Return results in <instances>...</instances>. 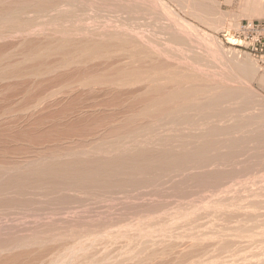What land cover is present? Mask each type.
I'll list each match as a JSON object with an SVG mask.
<instances>
[{
	"label": "rangeland",
	"instance_id": "obj_1",
	"mask_svg": "<svg viewBox=\"0 0 264 264\" xmlns=\"http://www.w3.org/2000/svg\"><path fill=\"white\" fill-rule=\"evenodd\" d=\"M0 1L2 4H0V14H2V16H0L2 17L0 21H3L4 25H7V27L11 26V21L8 20L7 24H5L3 15H6L4 17H8L9 15L8 18H10V14L11 16L16 15L19 18L21 17V20H19L18 17L16 20L21 21V23H23L22 20H24V22H32L34 18L33 8H35L36 11L37 7L43 6L40 3V1L42 2L43 0L38 1V4L36 3L37 0H34V2L32 0ZM47 1H43L46 7L52 5L50 9H53V6L54 9L57 8L55 12H59L58 15L56 14L59 20L56 18V15H53V17L55 16L54 18L52 17L51 14H55V12H52L47 18L48 22L47 19H43L46 23L39 27V29L41 28L40 32L43 30L42 33L39 32V34L34 32L29 35V37L26 35L23 38V35L17 34L15 36L13 35V38L9 37L8 39L4 38L0 40V73L5 72L4 74H11V72L15 70L16 72H12V74L16 73V75L24 76L21 77L22 79L20 78L16 81L19 87L10 88L11 90L6 91L8 94L4 92L8 96L4 95V93L2 95L5 98L0 95V97H2V99L0 98V257H8L13 253V255L16 254V256L20 255V261H15V264H20L22 262L23 264H89V262H91L90 264H96L97 261V264H100L101 261V264L105 262H108L107 264H140L143 261L142 264H264V214H262L264 213V83L259 81L264 75V56H262L263 53L261 52L254 53L250 52V50L233 47L229 40L230 37L237 32L242 22L263 20L264 6L261 5V8L260 5L256 3V0L253 3L252 0H51L52 2L50 3H47ZM61 2H63V4L66 3V5L69 3L70 5L68 4L64 7ZM198 2L200 5L206 6L207 8L203 6L197 7ZM23 3L24 5H22ZM254 3L262 9V13L260 12V14L255 15L251 12L252 10H250V7L253 4L254 8ZM15 4L17 6L19 4V7ZM60 4L62 7H60ZM8 7L9 9H7ZM20 8H22V10ZM129 8H131V10ZM18 9L21 12L15 11L13 13L14 10ZM23 9L26 10L24 11ZM29 9H32L30 10L31 12H29ZM132 9L135 10L133 11ZM59 10L63 11L60 12ZM64 10H67V13ZM24 12L26 13L24 14ZM68 13H70V15ZM29 14L32 16L30 17ZM23 15L27 17H23ZM60 15L65 16L60 19ZM55 19L60 22L55 21ZM71 19H73V21ZM19 21L18 23H20ZM39 21L41 22V20ZM39 21L36 22L40 23ZM1 22L0 26L6 28ZM48 23H50L49 25L52 23V26L50 27ZM63 23L64 25H62ZM58 24L61 25L59 26ZM67 26L70 27L68 28ZM122 26L124 30H121L123 29ZM126 27L129 28V31L126 30ZM71 28L73 30H71ZM116 28L120 29L122 38L119 37V29L117 31ZM39 29L37 30L39 31ZM60 29L63 30V32L65 30L64 34ZM66 29L72 32L66 31ZM92 29H96L97 31L93 30V33ZM44 30L48 31L46 32L48 35L44 34ZM49 30L54 34L52 35V32L49 33ZM75 30H78L77 32L80 30V32L77 33ZM113 31L115 32L113 33ZM124 31H128L125 33L130 35L125 34ZM108 32H110L111 36L109 38L110 41H107L109 40L107 35L109 34ZM116 32H118L117 37L119 39L115 36ZM138 32H142V35H138ZM143 32L150 39H148ZM70 33H72V35ZM91 33L97 35H91ZM100 33H102V35ZM135 33L139 38H142L135 39L137 36L133 38ZM43 34L45 35L44 38ZM50 34L52 37L49 36ZM62 34L64 36L67 35L69 39ZM123 34L128 38L132 36L129 40H133L132 42L136 43L134 44L135 46H130V48L132 47V49H134L135 47L136 49V46H140L139 48L141 49H136L134 52V50L132 51L128 47L130 44H128V49H126L124 46L127 44L124 43L128 38H124L125 36H123ZM171 34L183 39L185 43H191V47L187 43L185 46L178 47L168 44L167 50L165 49L166 47H159L160 42H162L161 39ZM59 35L61 37L63 36L62 39L66 42L63 40L59 42V39H61ZM102 36H105V38ZM47 37L48 40L50 39L49 41L44 40ZM115 37L117 39H115ZM51 38L53 39V44L55 42L57 43L55 46L49 44ZM57 38L58 40H56ZM22 39L25 40L23 45L21 42L24 40ZM66 39H68V43ZM71 39H73L72 41L76 44L74 43L73 45ZM111 39L114 40V43ZM121 39L126 40H123L122 42L124 43H122L120 41ZM147 39L149 43L144 41ZM76 40L81 42H77ZM85 40H88L90 44L91 42L95 43V41H98L100 44H97V42L96 44L93 43L97 47L98 45L99 47L103 46L106 42H112L113 44L111 43L110 52L105 54L106 56H96L99 58L94 59L92 57L94 51L91 52L88 50L91 55V57H89L90 55L86 50L83 51L80 49L83 52L78 50L79 48L77 45L79 46L80 44L81 46L88 43V41ZM116 40H118L121 45L116 43ZM61 41L63 42L61 43ZM102 41H104V43ZM29 42H31V45ZM36 42H38V44H36ZM45 42H47L49 48L45 47ZM82 42L83 44H81ZM66 44H71V47H65L64 45ZM147 44L148 46H146ZM34 45H36L35 47L38 46L37 49L41 48L43 45L40 51L37 49L35 50L41 53L45 48L50 50V47H53L55 50H45L47 51H44L46 55L42 53V56L37 57H45V59L34 58L35 61L33 62V60L29 58L28 61V57L25 54L29 53L31 49L34 48ZM39 45L41 46L39 47ZM75 45L76 47H74ZM22 46L23 48L26 47L27 50L23 49L26 53L20 50ZM113 46L116 47L114 48ZM121 46L125 50H119L118 48H121ZM28 47L30 51H28ZM142 47L143 49L146 48L143 53L147 51L150 56H139L142 53ZM189 47L191 48L190 51H192V47L196 49L193 48L195 51L190 53ZM116 49H118V51ZM127 50L130 52V55L132 53H134L132 55H138L134 57L128 56ZM137 50H140L141 53H136ZM156 50H158V53H156ZM160 50H164V52L167 53L163 54L159 52ZM51 51L52 55L50 54ZM77 52L81 54L77 55ZM85 52L87 54H84L86 55V59L82 55ZM121 52H125L126 55ZM57 53L68 55H65L66 58H64L65 56L63 54L60 56L61 54L59 55ZM22 54H24V56ZM191 54L194 56H190ZM71 55H73V57L75 56V59L72 57L73 60L77 59L80 61L81 65L76 60V64H71L72 66L70 65L58 69V71H54L52 74L49 72V74H45L47 70L51 69L50 67H52V65L58 62H72V58L69 57L70 60L67 59L68 56ZM234 55H237L236 58L239 60L242 61L243 59H247L254 65L256 70L254 78L251 80H243L239 77L240 75L237 69L228 61L235 57ZM24 57L27 58L24 59ZM78 57L84 60L78 59ZM195 61H197V63ZM13 66L19 67L14 68ZM47 67L48 69H45ZM38 69L42 75H44L43 78L42 75L36 78L35 75L34 77L31 76L32 73H36ZM170 69H172V72H174V70L177 72L179 71L186 76H184V74H179V72L178 74L177 72L176 74L175 72L172 74V72L169 71ZM8 71L11 72L9 73ZM128 73L130 74V78L133 76L135 77L133 78V82L135 83L130 81ZM133 73L136 75H133ZM143 74L145 78H142ZM168 74L172 76L170 75L168 77ZM58 76L62 77L54 81ZM189 76L193 77L195 81L189 80V78L186 80ZM94 77L95 79L98 78L103 81L107 80L108 83L117 82L121 80V77L122 79L126 77L127 79L125 80H129L131 84L129 85L128 82L122 85L117 82V86L109 84L107 88L111 90V93L108 95L101 92L97 94L90 93L88 89L81 91L80 88L76 87L79 82L94 79ZM52 79L53 83L51 82ZM137 81L140 82L138 83ZM4 82L5 83L0 82V85L8 84L10 81L6 80ZM14 82L15 81H11L10 83ZM68 84L75 85V89L73 88L72 90V88H70V91L68 89V93L65 96L61 95V97L57 98L55 103L46 102L39 106V108H33L31 111H27V113L22 112L27 108L26 106H28L25 104H29V102L40 97L49 89H58ZM199 85H201L200 87H202V90L204 89L201 93L197 92L201 90V88L198 87ZM153 87H156V89H153ZM203 87H207L208 89ZM16 88L18 89L17 91ZM99 88L103 89L104 87L101 88L100 86ZM99 88L95 87L94 89L97 90ZM157 88L160 89L157 91ZM196 88H199V90ZM21 89H26L27 91H21ZM112 89H116V91ZM213 89L214 91H219L221 94L219 92L217 94L221 96L215 94L216 92H214ZM228 89H230V91ZM238 89L243 93L245 92L246 95H244L247 99L249 98L248 103L246 102L248 101L245 99L246 97H241L242 99L239 98L240 100L238 99L237 101L236 98L231 100L225 99V101L220 100L222 103L218 101L220 97L225 95L224 92L229 91L226 93H231ZM71 90L74 93H69ZM220 90L225 91L221 92ZM9 91H12V95ZM191 91H193V93ZM23 92L25 93L24 95H22ZM180 92H185L187 95L182 94L180 97ZM187 92H189V94ZM207 92L210 93L207 94ZM215 95L217 96L216 98ZM22 96H25L24 99L21 98ZM211 97L214 98V102ZM215 99H217L216 102ZM242 100L245 104L242 103ZM239 104L240 107H251V111L245 107V112L242 111L243 113H241V111H239ZM192 112H194V114ZM261 112L263 113L261 114ZM254 116V119H257V121H254L252 118ZM211 131L215 132L212 133ZM208 132L210 133L208 134ZM257 137H259L258 141H256ZM121 138L123 139L122 141ZM245 139H247V141ZM190 142L194 144H190ZM95 153L96 155H94ZM160 157H163V160H161L162 158ZM177 158L178 160L180 159L179 163H176L178 162ZM165 159H168L167 161L169 162L167 163ZM160 160L163 162H160ZM95 161L100 162V164L97 162V165ZM91 162H93V164ZM51 167L52 170L59 175L61 174V178L60 176H56V179L53 175L49 177L47 173L45 176L44 171H46V169L50 170ZM155 168H157V170ZM62 170L63 172L61 173ZM99 170H105L106 173L102 174V171ZM153 170L156 171L153 172ZM42 171L44 173L43 176H41ZM38 174H40L41 178ZM96 174L99 177H96ZM100 174H102V176H100ZM74 175H76L77 178ZM92 175H95V177ZM88 176L89 178L90 176L92 177L90 178L92 180L89 179V183ZM64 179L67 180L68 183H64ZM85 179H87V182L84 181ZM70 180H72L71 183H69ZM141 180H143V182ZM70 184H73V187ZM69 185L71 187H69ZM90 185L91 188L89 187ZM95 187H98L97 189H102L95 190ZM103 187L106 188L104 189ZM252 201H255V203ZM247 202L252 203L248 205ZM239 203L241 205H239ZM247 206L248 210L246 209ZM137 207L141 209L139 210ZM56 209L59 210L57 211ZM254 209L258 210L256 211ZM246 212L248 214H246ZM255 212H258V214ZM223 214L225 215L224 218ZM242 214H244V216ZM245 215H247V217H245ZM110 216L111 218H109ZM103 217H105V219ZM243 217H245V220H243ZM255 220H258L257 223ZM228 221L230 227L227 224ZM103 228L104 230H102ZM35 231L36 233H34ZM192 231L196 233L193 234ZM250 231L252 232L250 233ZM180 232L183 234L181 233V235H179ZM200 233L202 235H200ZM236 236L240 237L236 238ZM241 237L243 239H241ZM4 242L6 244H4ZM195 248H197V250ZM224 248L227 249L225 250ZM133 251L136 254L131 253ZM41 252L45 253L43 254ZM60 253L62 254L60 255ZM115 253H118V256ZM161 253H163V255ZM151 254L154 255L156 260H154ZM167 254L170 255L168 256ZM44 256H47V258ZM28 257L31 260L28 259ZM52 258L55 261H53ZM55 258L58 260L56 261ZM33 259H35V261ZM37 259H39L38 262ZM90 259L92 261H90ZM119 259L122 260L120 261ZM28 260H30V262H26Z\"/></svg>",
	"mask_w": 264,
	"mask_h": 264
},
{
	"label": "bare ground",
	"instance_id": "obj_2",
	"mask_svg": "<svg viewBox=\"0 0 264 264\" xmlns=\"http://www.w3.org/2000/svg\"><path fill=\"white\" fill-rule=\"evenodd\" d=\"M4 1H5V0H4ZM32 1L34 2V0H32ZM38 1H40V0H37L36 3H37ZM43 1H45V0H43ZM43 1H42V2L40 1V3L43 5L42 7H37V8H36V11H35V8H33V9H34V13H33V14H34L35 16L33 15L34 18L32 17V18H33V21H32V22H24V20H22L23 23H21V21H19V20H21V19H20L21 17L19 18V17L16 16V15H12V16H11V14H10V18H8L9 15H8V17H4V16H6V15H3V19L5 20V24H7L8 20H9V21H11V23H10V22H9V23L11 24L12 27H11V26H8V27H7V25H4L3 21H2V22L0 21L1 23H3L4 27L6 26V28H2V26H0V40H1V39H4V38H7V39H8L9 37L11 38L13 35L15 36V35H17V34L23 35V36H22V38H23V37L26 36V35H28V37H29V35L33 34L34 32H35V33H39V32H40V29H41V28L39 29V27L42 26V25H44V23H46V21L44 22L43 19H47V18L50 16V13L55 12L56 9H57L56 7L59 6V5H57V6L55 7L56 9H54V6H53V9H50L52 5L50 4L51 6L46 7V6H45V3H44ZM46 1H47V0H46ZM74 1H75V0H74ZM82 1H83V0H82ZM0 2H1V1H0ZM25 2H26V1H25ZM50 2H52V1H51V0H50V1H47V3H50ZM54 2H55V1H54ZM57 2H58V1H57ZM59 2H60V1H59ZM66 2H67V1H66ZM84 2H85V1H84ZM253 2H255V0H254V1L252 0V3H253ZM15 3H16V2H15ZM36 3H35V4H36ZM61 3H62V5H64V7L67 6V5L69 4V3H67V5H66V3H64V4H63V2H61ZM80 3H81V2H80ZM80 3H79V4H80ZM248 3H249V2H248ZM256 3H257L258 5H260L261 8H262L261 5L264 6V0H258V2H257V0H256ZM256 3H254V4H255L254 8H253V4H252L251 7H250L251 9L248 7L250 10H252L251 12H253L255 15H256V14H260V12H261V10H262L260 7L257 6ZM0 4H1V3H0ZM31 4L33 5L32 2H31ZM37 4H38V3H37ZM41 4H39V5H41ZM53 4H54V3H53ZM58 4H59V3H58ZM74 4H76V3H74ZM203 4H204V3H203ZM244 4H246V3H244ZM250 4H251V3H250ZM1 5H2V4H1ZM6 5H7V4H6ZM15 5H16V4H15ZM22 5H24V3H23ZM62 5L60 4V7H62ZM69 5H70V4H69ZM77 5H78V4H77ZM81 5H82V4H81ZM195 5H196V3H195ZM197 5H198L197 7H199V6L202 7V6H203V5H200L199 2H198ZM3 6H4V5H3ZM16 6H17V5H16ZM72 6H73V4H72ZM79 6H80V5H79ZM13 7H14V6H13ZM17 7H19V4H18ZM21 7H22V6H21ZM34 7H35V6H34ZM133 7H134V6H133ZM203 7L207 8L206 6H203ZM246 7H247V6H246ZM3 8H4V7H3ZM131 8H132V7H131ZM131 8H129V9L131 10ZM136 8H137V7H136ZM193 8H195V7H193ZM210 8H211V7H210ZM7 9H9V7H8ZM13 9H14V8H13ZM20 9L22 10V8H20ZM63 9H65V8H63ZM68 9H70V8H68ZM74 9H75V8H74ZM140 9H141V8H140ZM208 9H209V8H208ZM208 9H207V10H208ZM249 9H246V10H249ZM263 9H264V7H263ZM4 10H5V9H4ZM23 10H24V9H23ZM25 10H26V9H25ZM25 10H24V11H25ZM30 10H32V9H29V12H31ZM132 10H133V9H132ZM134 10H135V9H134ZM134 10H133V11H134ZM259 10H260V11H259ZM2 11H3V10H2ZM8 11H9V10H8ZM15 11H17V12H21V11L18 9V10H14L13 13H14ZM59 11H60V10H59ZM62 11H63V10H61L60 12H62ZM64 11H65V10H64ZM66 11H67V10H66ZM66 11H65V12H66ZM74 11H75V10H74ZM138 11H139V10H138ZM209 11H210V10H209ZM17 12H16V13H17ZM2 13H3V12H2ZM22 13H23V12H22ZM25 13H26V12H24V14H25ZM58 13H59V12H55V14H51V15H52V17H53V15H56V14L58 15ZM66 13H67V12H66ZM209 13H210V12H209ZM261 13H262V12H261ZM3 14H4V13H3ZM7 14H8V13H7ZM31 14H32V13H31ZM60 14H61V13H60ZM62 14H63V13H62ZM68 14L70 15V13H68ZM26 15H27V14H26ZM26 15H23V17H24V16L27 17ZM29 15H30V14H29ZM57 15H56V18H57ZM76 15H77V14H76ZM250 15H251V14H250ZM0 16H2V14H0ZM31 16H32V15H30V17H31ZM64 16H65V15H64ZM64 16H61V15H60L59 18L61 19V17H64ZM252 16H253V15H252ZM17 17H18V19H19L18 21H19L20 23H18V21H16V20H17ZM54 17H55V16H54ZM54 17H53V18H54ZM72 17H73V16H72ZM0 18L2 19V17H0ZM53 18H52V19H53ZM67 18H68V17H67ZM70 18H71V16H70ZM22 19H23V18H22ZM25 19H26V18H25ZM29 19L32 20L31 18H29ZM49 19H50V18H49ZM57 19H58V18H57ZM57 19H55V21H58V20H59V19H58V20H57ZM63 19H65V18H63ZM68 19H69V18H68ZM39 20H41V22H40ZM69 20H70V19H69ZM69 20H68V21H69ZM71 20L73 21V19H71ZM27 21H29V20H27ZM36 21H39L40 23H37ZM42 21H43V22H42ZM64 21H66V20H64ZM47 22H48V19H47ZM58 22H60V21H58ZM61 22H62V20H61ZM55 23H56V22H55ZM64 23H65V22H64ZM64 23H63L62 25H64ZM49 24H50V23H48V25H49ZM53 24H54V23H53ZM0 25H1V24H0ZM48 25H47V26H48ZM58 25H59V24H58ZM58 25H57V26H58ZM60 25H61V24H60ZM60 25H59V26H60ZM67 25H68V24H67ZM71 25H72V24H71ZM49 26L51 27V26H52V23H51V25H49ZM54 26H55V24H54ZM118 26H119V25H118ZM62 27H63V26H62ZM62 27H61V28H62ZM67 27H68V26H67ZM69 27H70V26H69ZM69 27H68V28H69ZM77 27H78V26H77ZM53 28H54V27H53ZM55 28H57V27H55ZM73 28L76 29L75 27H73ZM122 28H123V26H122ZM126 28H127L126 30L129 29L128 27H126ZM37 29H39V31H38ZM96 29H97V28H96ZM96 29H95V30H96ZM116 29H117V28H116ZM118 29H119V28H118ZM118 29H117V31H118ZM130 29H132V28H130ZM60 30H61V29H60ZM67 30H68V29H66V31H67ZM71 30H73V29L71 28ZM71 30H68V31H71ZM81 30H82V29H81ZM93 30H94V29H92V31H93ZM95 30H94V31H95ZM121 30H124V28L121 29ZM132 30H133V29H132ZM139 30H140V29H139ZM36 31H38V32H36ZM41 31L43 32V30H41ZM61 31L63 32V30H61ZM75 31L77 32L78 30H75ZM94 31H93V33H94ZM96 31H97V30H96ZM98 31H99V30H98ZM104 31H105V30H104ZM128 31H129V30H128ZM128 31H124V33H125V32H128ZM137 31H138V30H137ZM140 31H141V30H140ZM42 32H40V33H42ZM44 32H45L44 34L48 35V34L46 33V32H48V31H45V30H44ZM51 32H52V31L49 30V33H51ZM64 32H65V30H64ZM64 32H63V34H64ZM71 32H72V31H71ZM76 32H74V33L77 34V33L80 32V30H79V32H77V33H76ZM106 32H107V31H106ZM111 32H112V31H111ZM114 32H115V31H113V33H114ZM131 32H132V31L130 30V33H131ZM134 32H135V31H134ZM40 33H39V34H40ZM56 33H57V31H56ZM67 33H68V32H67ZM67 33H66V34H67ZM84 33H85V32H84ZM93 33H91V35H92ZM108 33H109V34H107V33H106V34L108 35V39H109L111 36H110V32H108ZM117 33H118V32H116V34H115L116 37H117ZM39 34H37V35H39ZM44 34H43V35H44ZM53 34H54V33L52 32V35H53ZM59 34H60V32H59ZM63 34H62V35H63ZM70 34L72 35V33H70ZM82 34H83V33H82ZM100 34L102 35V33H100ZM120 34H121V32H120V29H119V37L122 38V36H121ZM125 34H128V33H125ZM125 34H123V36H125L124 38L127 37ZM131 34H132V33H131ZM137 34H138V35H140V34L142 35V32H138ZM137 34L135 33V34L133 35V38H134L135 36H137V38H135V39H140V38H142V37L139 38V36H138ZM143 34H144V32H143ZM35 35H36V34H35ZM52 35L50 34L49 36L52 37ZM60 35H61V34H60ZM60 35H59V36H60ZM67 35H68V34H67ZM67 35H65V36H66V38L69 39V37H67ZM71 35H69V36L72 37ZM85 35H86V34H85ZM93 35H95V34H93ZM96 35H97V34H96ZM96 35H95V36H96ZM104 35H105V32H104ZM113 35H114V34H113ZM113 35H112V37H113ZM128 35H130V34H128ZM141 35H140V36H141ZM144 35L146 36V34H144ZM144 35H143V36H144ZM156 35H157V34H156ZM14 36H13V37H14ZM39 36H40V35H39ZM49 36H48V37H49ZM56 36H57V35H56ZM63 36H64V35H63ZM63 36H62V37H63ZM65 36H64V37H65ZM76 36H77V35H76ZM81 36H82V35H81ZM13 37H12V38H13ZM19 37H21V36H19ZM44 37H45V35L43 36V38H44ZM48 37L45 38L44 40H48ZM62 37L60 36L61 39H59V42H60V40L65 41L64 39H62ZM77 37H78V36H77ZM102 37L105 38V36H102ZM116 37H115V39L118 38V37H117V38H116ZM130 37H132V36H130ZM130 37H129V38H130ZM146 37H147V36H146ZM146 37H145V38H146ZM32 38H33V37H32ZM127 38H128V37H127ZM127 38H126V39H127ZM129 38L127 39V41H126L125 43L122 42V41H123V40H126V39H123V40L121 39V40H120L122 43L127 44L126 46H124L126 49H128V48H127L128 44H130V45L128 46L129 48H130V46L133 47V46H135L134 44H136L135 42H134V43L132 42L133 40H132V41L129 40ZM133 38H131V39H133ZM145 38H144V39H145ZM147 38H148V37H147ZM24 39H25V38H24ZM24 39H22V40H24ZM26 39H27V38H26ZM68 39H66V40H67V43H68ZM106 39H107V38H106ZM118 39H119V38H118ZM135 39H134V40H135ZM148 39H150V38H148ZM148 39H147V40H144V41H145L146 43H149V42H147V41H149ZM16 40H17V39H16ZM27 40H28V39H27ZM49 40H50V39H49ZM49 40H48V41H49ZM52 40H53V39L51 38V41H52ZM54 40H55V39H54ZM56 40H58V38H57ZM72 40H73V39H71V42H72L73 45H74L75 42L72 41ZM88 40H89V39H88ZM88 40H85V41H88ZM111 40H113V39H111ZM128 40H129V41H128ZM141 40H142V39H141ZM151 40H152V39H151ZM153 40H154V39H153ZM229 40L232 41L231 38H230ZM42 41H43V40H42ZM51 41H50V43L48 42L50 45L53 44V41H52V43H51ZM63 41H61V43H62ZM69 41H70V40H69ZM76 41H77V40H76ZM83 41H84V40H83ZM90 41H92V40H90ZM93 41H94V40H93ZM107 41H110V39L107 40ZM142 41H143V40H142ZM161 41H162V42L159 41V42H160L159 47H160V46H161L162 48H165V47H166V48H165L166 50H167V46H168V44H170V45H174V46H177V47H178V46H185V44L187 43V44L191 47V43H188V42L185 43V41H184L183 39H181V38H179L178 36L173 35V34L169 35V36L166 37V38L161 39ZM24 42H25V40H24L23 42H21L22 45L24 44ZM38 42H39V41H38ZM38 42H36V44H38ZM54 42H55V41H54ZM65 42H66V41H65ZM77 42H81V41H77ZM96 42H97V44H100V43H98V41H95V43H94V42H93V43L96 44ZM102 42L104 43V41H102ZM115 42L121 45V43L118 42V40H116ZM136 42H137V40H136ZM152 42H153V41H152ZM155 42H156V41H155ZM157 42H158V41H157ZM21 43H20V44H21ZM32 43L35 44L34 42H32ZM43 43H44V42H43ZM43 43H42V44H43ZM45 43H46V46H45V45H44V46H45L46 48H49V47L47 46V42H45ZM61 43H60V44H61ZM85 43H86V42H85ZM93 43L91 42V44H90L89 41H88V43L83 44V42H82L81 44H83V45H81V46H80V44L78 43V44H79V46L77 45V47L79 48L78 50H79L80 52H81L82 50H83V51L86 50V52H88V53H89L88 50H90L91 52L94 51L92 57H93L94 59H95V58L97 59V58H99V57H96V56H104L105 54H108V53L110 52V49H111L112 44L114 43V40H113V43H112V42H106V43H104L103 46H100V47H99V45H98V47H97V46L94 45ZM111 43H112V44H111ZM116 43H115V44H116ZM141 43H144V42H141ZM29 44L31 45V42H29ZM56 44H57V43L55 42L53 45L55 46ZM75 44H76V43H75ZM118 44H117V45H118ZM124 44H123V45H124ZM154 44H155V43H154ZM158 44H159V43H158ZM187 44H186V45H187ZM30 45H28V46H30ZM50 45H49V46H50ZM53 45H52V46H53ZM61 45H62V44H61ZM101 45H102V43H101ZM139 45H140V44H139ZM141 45H142V44H141ZM25 46H26V44H25ZM35 46H36V45H34V48H32V47H33V45H32V47H31V48H32L31 51H30V48L28 47V48H29L28 51H30V52L27 53V54H25L28 58H27V57H24V59L27 58V60H28V59L30 58V60L32 59L33 62H34L35 59H36L37 57L42 56V53L47 52V51H45V50H49V49H46V48L44 47L45 50H44V49H43V50H44L45 52L42 50L43 52L41 53V52H38V51H40V49H42L43 45H42V46L39 45V47L41 46V48H39V49H37L38 46H37V47H35ZM64 46H65V47H66V46H69V48H70V47H71V44H69V45L66 44V45H64ZM146 46H148V44H147ZM151 46H152V44H151ZM18 47H21V46H18ZM58 47H59V44H58ZM58 47H56V48L59 49ZM65 47H63V48H65ZM74 47H76V45H75ZM113 47L115 48L116 46H113ZM117 47H119V46H117ZM132 47H131L130 49H131L132 51L134 50V52H135L136 49H141V48H139L140 46H139V47L136 46V49H135V47H134V49H132ZM190 47H189V52H190V53H191L192 51L194 52L196 48H195V47H192V51H190V49H191ZM63 48H62V49H63ZM72 48H73V47H72ZM153 48H154V47H153ZM157 48H158V47H157ZM193 48H195V49H193ZM18 49H19V48H18ZM23 49L27 50L26 47L23 48V46H22V49H20V50L24 52ZM36 49H37L38 51H35ZM51 49H54V50H55V48H53V47H50V50H51ZM57 49H56V50H57ZM76 49H77V48H76ZM80 49H82V50H80ZM118 49H119V50H122L123 48H122V46H121V48H118ZM118 49H116V50L118 51ZM159 49H161V48H159ZM165 49H164V50H165ZM169 49H170V48H169ZM16 50H17V49H16ZM50 50H49V51H50ZM54 50H53V52H54ZM59 50H60V49H59ZM65 50H66V49H65ZM65 50H64V51H65ZM69 50H71V49H69ZM123 50H125V49H123ZM144 50H146V48L143 49V47H142V50H141L142 53H141L140 50H139V51L137 50L136 53H139V52H140L141 54H140L139 56H147V57L150 56V54L147 53V51H146L145 53H143ZM164 50H160L159 52H161V53H163V54H164V53H167V52H164ZM28 51H27V52H28ZM71 51H72V50H71ZM76 51H77V50H76ZM79 51H78V52H79ZM83 51H82V52H83ZM112 51H113V50H112ZM114 51H115V50H114ZM117 51H116V52H117ZM157 51H158V50H156V53H158ZM168 51H171V50H168ZM55 52H59V51H55ZM67 52H68V50H67ZM72 52H73V51H72ZM78 52H77V53H78ZM86 52L82 54V55L84 56V58H85V56L87 55ZM127 52H128V50H127ZM24 53H26V52H24ZM70 53H71V52H70ZM121 53H122V52H121ZM129 53H130V52H128V56L130 55ZM170 53H171V52H170ZM233 53H234V52H233ZM50 54L52 55V51H51ZM57 54H59V53H57ZM60 54H61V53H60ZM60 54H59V55H60ZM62 54H63V53H62ZM62 54H61L60 56H62ZM71 54H72V53H71ZM79 54H81V53H78L77 55H79ZM84 54H86V55H84ZM122 54H125V55H126L125 52H123ZM132 54H134V53H132ZM132 54H131L130 56H133V57H134V56L138 55V54H136V55H132ZM22 55L24 56V54H22ZM45 55H46V53H45ZM47 55H48V54H47ZM51 55H49V56H51ZM63 55H64V56H65V55L67 56L68 54H63ZM82 55H81V57H82ZM89 55H90V53H89ZM120 55H121V54H120ZM151 55H152V54H151ZM158 55H159V54H158ZM171 55H172V54H171ZM171 55H168V56H171ZM5 56H7V55H5ZM13 56H14V55H13ZM66 56H65L64 58H66ZM94 56H95V57H94ZM105 56H106V55H105ZM166 56H167V55H166ZM190 56H194V55L191 54ZM234 56H235V57H233L232 59H230V60H228V61L230 62V64H231L233 67H235V68L237 69V72H238V74L240 75L239 77H241L243 80H251L252 78H254V76H255V71H256L255 68H254V65H253L249 60H247V59H246V60L243 59V60L241 61V60H239L238 58H236L237 55H234ZM69 57L72 58L73 55L68 56L67 59L70 60ZM74 57H75V56H74ZM74 57H73V58H74ZM79 57H80V56H79ZM79 57H78V59H81V58H79ZM87 57H88V56H87ZM89 57H91V55H90ZM151 57H152V56H151ZM176 57H177V56H176ZM34 58H35V59H34ZM43 58L45 59V57H43ZM43 58H37V59H43ZM73 58H72V62H69V61L67 62V61L64 60L65 62H58V63H56L55 65H52V67H50L51 69L47 70L45 74H47L48 72H49L50 74H52V72H54V71L56 72V71H58V69L65 68V67H67V66H70L71 64H73V65L76 64L75 61H76L77 59H76V60H73ZM168 58H169V57H168ZM171 58H172V57H171ZM177 58H179V57H177ZM191 58H192V57H191ZM3 59H4V58H3ZM74 59H75V58H74ZM85 59H86V58H85ZM87 59H89V58H87ZM173 59H174V58H173ZM192 59H193V58H192ZM19 60H20V59H19ZM62 60H63V59H62ZM81 60H84V59L82 58ZM179 60H180V59H179ZM188 60H190V59H188ZM193 60H194V59H193ZM3 61H4V60H3ZM28 61H29V60H28ZM28 61H27V63H28ZM36 61H37V60H36ZM40 61H41V60H40ZM77 61H78V60H77ZM86 61H87V60H86ZM10 62H12V61H10ZM78 62L80 63V61H78ZM195 62L197 63V61H195ZM226 62H227V61H226ZM191 63H192V60H191ZM191 63H190V64H191ZM0 64H1V63H0ZM3 65H4V63H3ZM14 65H15V64H14ZM16 65H17V64H16ZM80 65H81V63H80ZM192 65H193V64H192ZM228 65H229V64H228ZM39 66H40V65H39ZM71 66H72V65H71ZM77 66H78V65H77ZM193 66H194V65H193ZM229 66H230V65H229ZM13 67H14V68H15V67L18 68L19 66H13ZM36 67H37V66H36ZM41 67H42V66H41ZM233 67H232V68H233ZM72 68H73V67H72ZM8 69H9V68H8ZM45 69H48V67L45 68ZM80 69H81V68H80ZM12 70H13V69H12ZM125 70H126V69H125ZM176 70H178V69H176ZM169 71L172 72V69H170ZM2 72H3V71H2ZM8 72H9V71H8ZM10 72H11V71H10ZM10 72H9V73H10ZM12 72H16V71L13 70ZM12 72H11V74H4L5 72L0 73V74H3V75H0V82H1V83H5L4 81H6V80H8V81H10V82H11V81H15L14 83H10V82H8V84H2V85H0V95H1L2 97H4V96L2 95L4 92L6 93L7 90H11L10 88H12V87H13V88H14V87H19V84L16 83V81H17L18 79H20L23 75H18V74L16 75V73H15V74H14V73L12 74ZM121 72H122V71H121ZM171 72H168V73H171ZM174 72H175V74H176L177 71L174 70ZM174 72H172V74H173ZM178 72H179V71H178ZM178 72H177V74H178ZM49 73H48V74H49ZM129 73H131V72H129ZM129 73H128V75H129L128 78H130V74H129ZM22 74H23V73H22ZM122 74H123V73H122ZM134 74H135V73H133V75H134ZM175 74H174V75H175ZM179 74H182V73L179 72ZM183 74H184V73H183ZM183 74H182V75H183ZM34 75H35V78H36V77H40V76L42 75V73H41V72L39 71V69H38V71H37L36 73L34 72V74L32 73L31 76L34 77ZM59 75H60V74H59ZM67 75H68V74H67ZM117 75H119V74H117ZM135 75H136V74H135ZM170 75H171V74H168V77H169ZM28 76H29V75H28ZM31 76H30V77H31ZM43 76H44V75H42V78H43ZM48 76H49V75H48ZM48 76H47V77H48ZM99 76H100V75H99ZM171 76H172V75H171ZM184 76H186V75L184 74ZM23 77H24V76H23ZM30 77H29V78H30ZM60 77H62V76H58L57 78H55V79L53 78V79H54V81H55V80H59ZM119 77H120V76H119ZM136 77H138V76H136ZM89 78H90V77H89ZM91 78H92V77H91ZM133 78H135V77L133 76L132 78H130V81H131L132 83H135V82H133ZM142 78H145L144 74H143ZM188 78H189V80L195 81V79H194L193 77H190V76H189V77L186 78V80H187ZM21 79H22V78H21ZM23 79H24V78H23ZM45 79H46V78H45ZM53 79H52V81H51L52 83H53ZM125 79H127V78L124 77V78L122 79V77H121V80H118L117 82H118L120 85H122V84H126L127 82L129 83V80L127 81V80H125ZM136 79H137V78H136ZM49 80H50V79H49ZM124 80H125V81H124ZM143 80H144V79H143ZM143 80H142V81H143ZM189 80H188V81H189ZM46 81H47V80H46ZM198 81H200V80H198ZM205 81H206V80H205ZM259 81H260L261 83H264V75L259 79ZM19 82H20V81H19ZM49 82H50V81H49ZM51 82H50V83H51ZM117 82H111V83H108L107 80H106V81H105V80L103 81V80H100V79H98V78L95 79V77H94V79H88V80H84V81L79 82V83L76 85V87H77V88H80L81 91H83L84 89H88V92H90V93H96V94H97L98 92H101V93H104L105 95H108L109 93H111V90L108 89L107 86H108L109 84H110V85H116V84H118ZM137 82H138V81H137ZM139 82H140V81H139ZM139 82H138V83H139ZM9 83H10V84H9ZM191 83H194V82H191ZM199 83H200V82H199ZM130 84H131V83H129V85H130ZM200 84H202V83H200ZM46 85H47V84H46ZM120 85H119V86H120ZM263 85H264V84H263ZM100 86H101V88L104 87L105 89H104V88H103V89H100V88H99ZM116 86H117V85H116ZM200 86H201V85H199L198 87H200ZM205 86H206V85H205ZM95 87H98L99 89L96 90V89H94ZM110 87H111V86H110ZM207 87H208V86H207ZM207 87H203V88H207ZM209 87H210V86H209ZM13 88H12V89H13ZM70 88H72V90H73V88L75 89V85L68 84L67 86H63V87L58 88V89H57V88L49 89V90L46 91L43 95L40 94V95H41L40 97L35 98V100L29 102V104H25V105H28V106H26L27 108L24 107L25 109H24L22 112H23V113H24V112L27 113V111L29 112V111H31V109H33V108H34V109L39 108V106H41L42 104H45L46 102H49V103H50V102H54V103H55V102L57 101V98L61 97V95L65 96V95L68 93L67 90L69 89V91H70ZM200 88H201V90H199V88H198V89L196 88L197 90H199V91H197L198 93H199V92L201 93V92L204 91V89L202 90V87H200ZM213 88H214V86H213ZM216 88H217V87H216ZM219 88H220V87H219ZM31 89H32V88H31ZM40 89H41V88H40ZM90 89H92V90H90ZM93 89H94V90H93ZM148 89H149V88H148ZM148 89H147V90H148ZM153 89H156V87H155V88L153 87ZM159 89H160V88H159ZM159 89L157 88V91H158ZM207 89H208V88H207ZM221 89H222V88H221ZM232 89H233V88H232ZM14 90H15V89H14ZM14 90H13V91H14ZM17 90H18V89L16 88V91H17ZM22 90H26V89H21V91H22ZM28 90H29V89H28ZM72 90H71V92H69V93H74ZM112 90H113V91H116V89H112ZM192 90H193V89H192ZM210 90H212V89H210ZM210 90H209V91H210ZM225 90H227V89H225ZM225 90H224V91H225ZM228 90L230 91V89H228ZM233 90H234V89H233ZM238 90H239V89H238ZM238 90H237V91H232L231 93H226V92H229V91L224 92V91L222 90V91L224 92L225 95L223 94L224 96L220 97V99L218 98V99H219L218 101H220V100L225 101V99H226V100H228V99L231 100V99H235V98H236V101H237L239 98H240V99L245 98V97H246V96H245V95H246L245 92L243 93V92H241L240 90H239V91H238ZM26 91H27V90H26ZM84 91H85V90H84ZM206 91H207V90H206ZM213 91H214V89H213ZM220 91H221V90H220ZM222 91H221V92H222ZM10 92H11V95H12V91H9V93H10ZM14 92H15V91H14ZM189 92H190V89H189ZM189 92H187V93L189 94ZM191 92L193 93V91H191ZM214 92H216L215 94H217L219 91H216V90H215ZM214 92H213V93H214ZM5 93H4V95L8 94V93H6V94H5ZM19 93H20V92H19ZM19 93H18V94H19ZM27 93H28V92H27ZM29 93H30V92H29ZM180 93H181V92H180ZM208 93H210V92H207V94H208ZM219 93H220V92H219ZM14 94H15V93H14ZM16 94H17V93H16ZM21 94H22V93H21ZM21 94H20V95H21ZM24 94H25V93L23 92L22 95H24ZM182 94L187 95V94L184 92V93H181V94H180V97H181ZM194 94H195V92H194ZM207 94H206V95H207ZM220 94H221V93H220ZM226 94H227V95H226ZM244 94H245V95H244ZM28 95H29V94H28ZM70 95H71V94H70ZM88 95H89V94H88ZM100 95H101V94H100ZM211 95H212V93H211ZM217 95H218V94H217ZM6 96H8V95H6ZM26 96H27V95H26ZM73 96H74V95H73ZM112 96H113V95H112ZM218 96H221V95H218ZM243 96H244V97H243ZM2 97H0V98L2 99ZM12 97H13V96H12ZM24 97H25V96H24ZM24 97L22 96L21 98L24 99ZM145 97H146V96H145ZM183 97H184V96H183ZM212 97H214V96H212ZM212 97H211V98H212ZM216 97H217V96L215 95V98H216ZM241 97H242V98H241ZM253 97H254V96H253ZM253 97H252V98H253ZM4 98H5V97H4ZM7 98H8V97H7ZM7 98H6V99H7ZM16 98H17V97H16ZM178 98H179V97H178ZM6 99H5V100H6ZM11 99H12V98H11ZM14 99H15V98H14ZM14 99H13V100H14ZM32 99H33V98H32ZM105 99H106V98H105ZM105 99H104V100H105ZM133 99H134V98H133ZM209 99H210V98H209ZM213 99H214V98H212V100H213ZM240 99H239V100H240ZM245 99H247V97H246ZM250 99H251V98H250ZM253 99H254V98H253ZM5 100H3V101H4V102L8 101V100H6V101H5ZM18 100H19V99H18ZM77 100H78V99H77ZM98 100H99V99H98ZM247 100H248V101H246V102L248 103V102H249V98H248ZM9 101H10V100H9ZM11 101H12V100H11ZM23 101H24V100H23ZM216 101H217V99H215V102H216ZM232 101H233V100H232ZM242 101H243V100H242ZM242 101H241V102H242ZM98 102H99V101H98ZM213 102H214V100H213ZM220 102H221V101H220ZM226 102H227V101H226ZM239 102H240V101H239ZM251 102H253V101H251ZM2 103H3V102H2ZM14 103H15V102H14ZM95 103H96V102H95ZM217 103H219V102H217ZM221 103H222V102H221ZM227 103H228V102H227ZM227 103H226V105H227ZM230 103H231V101H230ZM237 103H238V102H237ZM242 103H244V101H243ZM97 104H98V103H97ZM219 104H220V103H219ZM232 104H233V103H232ZM244 104H245V103H244ZM226 105H225V106H226ZM233 105H234V104H233ZM43 106H44V105H43ZM225 106H224V107H225ZM250 106H251V105H250ZM239 107H240V104H239ZM242 107H243V109H242ZM242 107H240V109H242V110L239 109V111H241V113L245 112L244 109H245L246 106H242ZM189 108H190V107H189ZM229 108H230V106H229ZM229 108H228V109H229ZM236 108H237V106H236ZM246 108H248L249 110L251 109V107L249 108V106H247ZM4 109H5V108H4ZM20 109H21V108H20ZM89 109H90V108H89ZM237 109H238V108H237ZM255 109H256V107H255ZM183 110H184V109H183ZM191 110H192V109H191ZM220 110H221V109H220ZM229 110H230V109H229ZM246 110H247V109H246ZM256 110H257V109H256ZM32 111H33V110H32ZM151 111H152V110H151ZM188 111H189V109H188ZM224 111H225V110H224ZM242 111H243V112H242ZM250 111H251V110H250ZM250 111H249V113H250ZM225 112H226V111H225ZM247 112H248V110H247ZM252 112H253V111H252ZM258 112H259V111H258ZM171 113H172V112H171ZM186 113H187V112H186ZM192 113L194 114V112H192ZM238 113H239V112H238ZM238 113H237V114H238ZM249 113H248V114H249ZM253 113H254V112H253ZM262 113H263V112H261V114H262ZM189 114H190V113H189ZM218 114H219V113H218ZM228 114H229V112H228ZM232 114H233V113H232ZM184 115H185V113H184ZM187 115H188V114H187ZM187 115H186V116H187ZM191 115H192V114H191ZM191 115H190V116H191ZM259 115H260V114H259ZM263 115H264V114H263ZM213 116H214V115H213ZM213 116H212V117H213ZM224 116H225V115H224ZM245 116H246V115H245ZM250 116H251V115H250ZM11 117H12V116H11ZM184 117H185V116H184ZM193 117H194V116H193ZM238 117H239V116H238ZM263 117H264V116H263ZM168 118H169V117H168ZM186 118H187V117H186ZM206 118H208V117H206ZM252 118L254 119L255 116L252 117ZM221 119H222V118H221ZM227 119H228V118H227ZM232 119H233V118H232ZM241 119H243V118H241ZM241 119H240V120H241ZM258 119H259V118H258ZM203 120H204V119H203ZM205 120H206V119H205ZM249 120H250V118H249ZM255 120L257 121V119H254V121H255ZM183 121H184V120H183ZM194 121H195V120H194ZM194 121H193V122H194ZM208 121H209V120H208ZM212 121H213V120H212ZM215 121H216V119H215ZM218 121H219V120H218ZM232 121H233V120H232ZM187 122H188V121H187ZM224 122H225V121H224ZM226 122H227V120H226ZM230 122H231V121H230ZM235 122H236V121H235ZM249 122H251V121H249ZM259 122H260V121H259ZM214 123H215V122H214ZM243 123H244V122H243ZM246 123H247V121H246ZM193 124H194V123H193ZM193 124H192V125H193ZM221 124H222V123H221ZM221 124H220V126H221ZM234 124H235V123H234ZM244 124H245V123H244ZM252 124H253V123H252ZM188 125H189V123H188ZM247 125H248V124H247ZM249 125H250V124H249ZM257 125H258V124H257ZM263 125H264V124H263ZM168 126H169V125H168ZM182 126H184V125H182ZM186 126H187V125H186ZM186 126H185V127H186ZM210 126H211V125H210ZM216 126H217V125H216ZM234 126H235V125H234ZM185 127H184V128H185ZM195 127H196V126H195ZM237 127H238V124H237ZM249 127H250V126H249ZM249 127H248V128H249ZM198 128H199V127H198ZM205 128H206V127H205ZM218 128H219V127H218ZM191 129H192V127H191ZM207 129H208V128H207ZM220 129H221V128H220ZM220 129H219V130H220ZM225 129H226V128H225ZM235 129H236V128H235ZM241 129H242V128H241ZM143 130H144V129H143ZM148 130H149V129H148ZM194 130H195V129H194ZM223 130H224V129H223ZM233 130H234V129H233ZM145 131H146V130H145ZM182 131H183V130H182ZM206 131H207V130H206ZM217 131H218V130H217ZM257 131H258V130H257ZM260 131H261V130H260ZM262 131H263V130H262ZM141 132H142V131H141ZM199 132H200V131H199ZM211 132H212V131H211ZM213 132H215V131H213ZM213 132H212V133H213ZM220 132H221V131H220ZM234 132H235V131H234ZM234 132H233V133H234ZM249 132H250V131H249ZM253 132H254V131H253ZM145 133H146V132H145ZM209 133H210V132H208V134H209ZM224 133H225V131H224ZM227 133H228V132H227ZM237 133H238V132H237ZM239 133H240V132H239ZM261 133H262V132H261ZM261 133H259V134H261ZM149 134H150V133H149ZM203 134H204V133H203ZM215 134H216V133H215ZM235 134H236V133H235ZM142 135H143V134H142ZM144 135H145V134H144ZM212 135H213V134H212ZM212 135H211V136H212ZM226 135H227V134H226ZM228 135H229V134H228ZM230 135H231V134H230ZM248 135H249V134H248ZM253 135H254V134H253ZM235 136H236V135H235ZM244 136H245V135H244ZM254 136H256V135H254ZM254 136H253V137H254ZM257 136H258V135H257ZM261 136H262V135H261ZM230 137H231V136H230ZM230 137H229V138H230ZM251 137H252V135H251ZM259 137H260V135H259ZM259 137L256 138V139H257L256 141H258ZM127 138H128V137H127ZM177 138H178V137H177ZM229 138H228V139H229ZM235 138H236V137H235ZM181 139H182V138H181ZM184 139H185V138H184ZM240 139H241V138H240ZM260 139H261V138H260ZM119 140H120V139H119ZM122 140H123V139L121 138V141H122ZM197 140H198V139H197ZM203 140H204V138H203ZM205 140H206V139H205ZM215 140H216V139H215ZM233 140H234V139H233ZM245 140L247 141V139H245ZM254 140H255V139H254ZM177 141H178V140H177ZM201 141H202V140H201ZM207 141H208V140H207ZM240 141H241V140H240ZM249 141H250V140H249ZM251 141H252V140H251ZM260 141H261V140H260ZM149 142H150V141H149ZM174 142H175V140H174ZM233 142H234V141H233ZM254 142H255V141H254ZM191 143H193V142H190V144H191ZM197 143H198V142H197ZM200 143H201V142H200ZM234 143H236V142H234ZM246 143H247V142H246ZM246 143H245V145H246ZM123 144H124V143H123ZM145 144H146V143H145ZM155 144H156V143H155ZM193 144H194V143H193ZM207 144H208V143H207ZM221 144H222V143H221ZM231 144H232V143H231ZM240 144H241V143H240ZM248 144H249V143H248ZM261 144H262V143H261ZM113 145H114V144H113ZM120 145H121V144H120ZM170 145H171V144H170ZM177 145H178V144H177ZM237 145H238V144H237ZM256 145H257V144H256ZM140 146H141V145H140ZM190 146H191V145H190ZM194 146H195V145H194ZM198 146H200V145H198ZM203 146H204V145H203ZM203 146H202V147H203ZM211 146H212V145H211ZM214 146H215V145H214ZM233 146H234V145H233ZM233 146H231V147H233ZM238 146H239V145H238ZM248 146H250V145H248ZM154 147H155V145H154ZM183 147H184V145H183ZM188 147H189V146H188ZM204 147H205V146H204ZM219 147H220V146H219ZM245 147H246V146H245ZM256 147H257V146H256ZM256 147H255V148H256ZM105 148H107V147H105ZM105 148H104V149H105ZM109 148H110V146H109ZM125 148H126V147H125ZM125 148H124V149H125ZM200 148H201V147H200ZM206 148H207V147H206ZM227 148H229V147H227ZM246 148H247V147H246ZM133 149H134V148H133ZM137 149H138V148H137ZM143 149H144V148H143ZM194 149H195V148H194ZM198 149H199V148H198ZM198 149H197V150H198ZM203 149H204V148H203ZM257 149H258V148H257ZM95 150H96V149H95ZM117 150H118V149H117ZM117 150H116V151H117ZM135 150H136V149H135ZM138 150H139V149H138ZM141 150H142V149H141ZM197 150H196V151H197ZM226 150H227V149H226ZM241 150H242V149H241ZM253 150H254V149H253ZM92 151H93V150H92ZM98 151H99V150H98ZM101 151H102V150H101ZM104 151H105V150H104ZM112 151H113V150H112ZM118 151H119V150H118ZM132 151H133V150H132ZM139 151H140V150H139ZM165 151H166V150H165ZM238 151H239V150H238ZM217 152H218V151H217ZM240 152H241V151H240ZM91 153H92V152H91ZM107 153H108V152H107ZM133 153H134V152H133ZM141 153H142V152H141ZM154 153H155V152H154ZM161 153H162V152H161ZM172 153H174V152H172ZM199 153H200V152H199ZM209 153H210V152H209ZM227 153H228V152H227ZM105 154H106V153H105ZM108 154H109V153H108ZM138 154H139V153H138ZM165 154H166V153H165ZM177 154H178V152H177ZM195 154H196V153H195ZM94 155H96V153H95ZM101 155H102V154H101ZM112 155H113V154H112ZM131 155H132V154H131ZM135 155H137V154H135ZM140 155H141V154H140ZM143 155H144V154H143ZM148 155H149V154H148ZM157 155H158V154H157ZM162 155H163V154H162ZM197 155H198V154H197ZM214 155H215V154H214ZM117 156H118V155H117ZM168 156H169V155H168ZM173 156H174V155H173ZM176 156H177V155H176ZM224 156H225V154H224ZM247 156H248V155H247ZM76 157H77V156H76ZM87 157H89V156H87ZM105 157H106V156H105ZM118 157H119V156H118ZM128 157H129V156H128ZM138 157H139V156H138ZM144 157H146V156H144ZM178 157H179V156H178ZM195 157H196V156H195ZM208 157H209V156H208ZM228 157H229V156H228ZM242 157H243V156H242ZM116 158H117V157H116ZM130 158H131V157H130ZM130 158H129V159H130ZM148 158H149V157H148ZM154 158H155V156H154ZM160 158H162L161 160H163V157H160ZM165 158H166V157H165ZM132 159H133V158H132ZM169 159H170V158H169ZM201 159H202V158H201ZM215 159H216V158H215ZM246 159H247V158H246ZM54 160H55V159H54ZM93 160H95V159H93ZM134 160H135V159H134ZM139 160H141V159H139ZM156 160H157V158H156ZM161 160H160V162H163V161H161ZM167 160H168V159H167ZM167 160L165 159V161L168 163L169 161H167ZM179 160H180V159H179ZM179 160H178V158H177V161H178V162H176V161H173V162L179 163ZM193 160H194V159H193ZM193 160H192V161H193ZM213 160H214V159H213ZM216 160H217V159H216ZM219 160H220V159H219ZM89 161H90V160H89ZM107 161H108V160H107ZM111 161H112V160H111ZM119 161H120V160H119ZM126 161H127V160H126ZM154 161H155V160H154ZM154 161H153V162H154ZM165 161H164V162H165ZM170 161H171V160H170ZM204 161H205V160H204ZM95 162H96V161H95ZM97 162H98V161H97ZM97 162H96V164H97ZM128 162H129V161H128ZM150 162H151V160H150ZM160 162H159V163H160ZM214 162H216V161H214ZM84 163H86V162H84ZM84 163H83V165H84ZM91 163L93 164V162H91ZM98 163L100 164V162H98ZM109 163H110V162H109ZM116 163H117V162H116ZM121 163H122V162H121ZM141 163H142V161H141ZM157 163H158V162H157ZM217 163H218V162H217ZM225 163H226V162H225ZM62 164H63V163H62ZM89 164H90V163H89ZM96 164H95V165H96ZM103 164H104V162H103ZM107 164H108V162H107ZM112 164H113V163H112ZM151 164H152V163H151ZM169 164H170V163H169ZM172 164H173V163H172ZM46 165H47V164H46ZM85 165H86V164H85ZM97 165H98V164H97ZM127 165H128V164H127ZM127 165H126V166H127ZM170 165H171V164H170ZM173 165H175V164H173ZM218 165H219V163H218ZM218 165H217V166H218ZM229 165H230V164H229ZM74 166H75V165H74ZM92 166H94V165H92ZM92 166H91V167H92ZM117 166H118V165H117ZM129 166H130V165H129ZM147 166H148V165H147ZM152 166H153V165H152ZM164 166H165V164H164ZM198 166H199V164H198ZM211 166H212V165H211ZM211 166H210V167H211ZM223 166H224V165H223ZM57 167H58V166H57ZM59 167H61V166H59ZM66 167H67V166H66ZM69 167H70V165H69ZM83 167H84V166H83ZM102 167H103V165H102ZM120 167H121V166H120ZM145 167H146V166H145ZM166 167H167V166H166ZM200 167H201V166H200ZM230 167H231V166H230ZM73 168H74V167H73ZM88 168H90V167H88ZM100 168H101V167H100ZM125 168H126V167H125ZM175 168H176V167H175ZM217 168H218V167H217ZM41 169H42V168H41ZM79 169H80V168H79ZM81 169H82V168H81ZM83 169H84V168H83ZM103 169H104V167H103ZM109 169H111V168H109ZM134 169H135V168H134ZM143 169H144V167H143ZM155 169L157 170V168H155ZM161 169H162V168H161ZM177 169H178V168H177ZM55 170H56V169H55ZM105 170H107V169H105ZM105 170H104V171L99 170V171H102V174H103V173H106ZM113 170H114V169H113ZM115 170H116V169H115ZM117 170H118V169H117ZM128 170H129V169H128ZM156 170H155V171H156ZM204 170H205V169H204ZM46 171H48V172H46ZM46 171H44V172H45V176H46V173H47V176H49V177H50V175H51V176L53 175L54 177H56V176H57V177L60 176V178H61V174L59 175L57 172H55L54 170H52V167H51L50 170H47V169H46ZM57 171H58V170H57ZM99 171H98V174H99ZM108 171H109V170H108ZM110 171H111V170H110ZM119 171H120V170H119ZM131 171H132V169H131ZM142 171H143V170H142ZM150 171H151V170H150ZM155 171L153 170V172H155ZM173 171H174V170H173ZM175 171H176V170H175ZM9 172H10V171H9ZM13 172H14V171H13ZM62 172H63V170L61 171V173H62ZM66 172H67V170H66ZM74 172H75V171H74ZM113 172H114V171H113ZM166 172H167V171H166ZM166 172H165V173H166ZM214 172H215V171H214ZM39 173H40V172H39ZM88 173H89V172H88ZM92 173H93V171H92ZM94 173H95V171H94ZM96 173H97V172H96ZM126 173H127V172H126ZM138 173H139V172H138ZM169 173H170V172H169ZM169 173H168V174H169ZM172 173H173V172H172ZM102 174H100V176H102ZM158 174H159V173H158ZM200 174H201V173H200ZM212 174H213V173H212ZM38 175H39V177H40V174H38ZM43 175H44V173H43V171H42V175H41V176H43ZM64 175H65V174H64ZM72 175H73V174H72ZM84 175L86 176L85 173H84ZM106 175H107V174H106ZM111 175H112V174H111ZM119 175H120V174H119ZM145 175H146V174H145ZM213 175H214V174H213ZM74 176L76 177V175H74ZM92 176L95 177V175H92ZM97 176H98V175L96 174V177H97ZM104 176H105V174H104ZM109 176H110V175H109ZM121 176H122V175H121ZM135 176H136V175H135ZM143 176H144V174H143ZM173 176H174V175H173ZM195 176H196V175H195ZM201 176H203V175H201ZM218 176H219V175H218ZM18 177H19V176H18ZM26 177H27V176H26ZM31 177H32V176H31ZM34 177H36V176H34ZM39 177H38V178H39ZM57 177H56V179H57ZM98 177H99V176H98ZM119 177H120V176H119ZM122 177H123V176H122ZM127 177H128V176H127ZM160 177H161V176H160ZM207 177H209V176H207ZM27 178H28V177H27ZM40 178H41V177H40ZM45 178H46V177H45ZM45 178H44V179H45ZM69 178H70V177H69ZM69 178H68V180H69ZM76 178H77V177H76ZM90 178H92V177L90 176ZM90 178H89V176H88V180H89ZM100 178H101V177H100ZM100 178H99V179H100ZM109 178H110V177H109ZM114 178H115V177H114ZM125 178H126V177H125ZM133 178H134V177H133ZM220 178H222V177H220ZM23 179H24V178H23ZM47 179H48V177H47ZM47 179H46V180H47ZM51 179H52V177H51ZM66 179H67V178H66ZM71 179H72V178H71ZM95 179H96V178H95ZM163 179H164V178H163ZM173 179H174V178H173ZM175 179H176V178H175ZM193 179H195V178H193ZM222 179H224V178H222ZM233 179H234V178H233ZM15 180H16V179H15ZM62 180H63V179H62ZM73 180H74V179H73ZM86 180H87V179H85L84 181H86ZM90 180H92V179H90ZM90 180L88 181V183L90 182ZM97 180H98V179H97ZM129 180H130V179H129ZM143 180H144V178H143ZM143 180H141V181L143 182ZM145 180H146V179H145ZM159 180H160V179H159ZM164 180H165V179H164ZM235 180H236V179H235ZM58 181H59V180H58ZM71 181H72V180H70L69 183H71ZM78 181H79V180H78ZM98 181H99V180H98ZM201 181H202V180H201ZM206 181H207V180H206ZM227 181H228V180H227ZM43 182H44V181H43ZM52 182H54V181H52ZM66 182H67V180L64 179V183H66ZM86 182H87V181H86ZM129 182H130V181H129ZM129 182H128V184H129ZM133 182H134V181H133ZM161 182H162V181H161ZM182 182H183V181H182ZM17 183H18V182H17ZM67 183H68V182H67ZM91 183H93V182H91ZM108 183H109V182H108ZM125 183H126V182H125ZM136 183H137V182H136ZM136 183H135V184H136ZM179 183H181V182H179ZM76 184H77V183H76ZM80 184H81V181H80ZM120 184H121V183H120ZM147 184H148V182H147ZM168 184H169V183H168ZM17 185H18V184H17ZM70 185L72 186L73 184H70ZM70 185H69V187H71ZM87 185H88V184H87ZM94 185H95V184H94ZM103 185H104V184H103ZM115 185H116V184H115ZM151 185H152V184H151ZM34 186H35V185H34ZM62 186H63V185H62ZM97 186H101V185H97ZM128 186H129V185H128ZM134 186H135V185H134ZM162 186H163V184H162ZM172 186H173V184H172ZM172 186H171V187H172ZM175 186H176V185H175ZM72 187H73V186H72ZM89 187L91 188V185H90ZM142 187H143V186H142ZM169 187H170V186H169ZM256 187H257V186H256ZM97 188H98V187H95L94 189H95V190H101V189H102V188H101V189H97ZM103 188H104V187H103ZM105 188H106V187H105ZM105 188H104V189H105ZM134 188H135V187H134ZM159 188H160V187H159ZM75 189H76V187H75ZM142 189H143V188H142ZM219 189H220V188H219ZM65 190H66V189H65ZM139 190H140V189H139ZM251 190H252V189H251ZM78 191H79V190H78ZM176 191H177V190H176ZM182 191H183V190H182ZM19 192H20V191H19ZM61 192H62V191H61ZM94 192H95V191H94ZM112 192H113V191H112ZM166 192H167V191H166ZM54 193H55V192H54ZM66 193H68V192H66ZM162 193H163V192H162ZM167 193H168V192H167ZM255 193H256V191H255ZM86 194H87V193H86ZM125 194H126V192H125ZM181 194H182V193H181ZM120 195H122V194H120ZM147 195H148V194H147ZM179 195H180V194H179ZM250 195H251V194H250ZM20 196H21V195H20ZM153 196H154V195H153ZM169 196H170V195H169ZM145 197H146V196H145ZM248 197H249V196H248ZM154 198H156V197H154ZM159 198H160V197H159ZM174 198H175V197H174ZM128 199H129V198H128ZM212 199H213V198H212ZM129 200H130V199H129ZM256 201H257V200H256ZM252 202H253V201H252ZM252 202H249V203L247 202V203H248V205H249V204L252 203ZM261 202H262V200H261ZM184 203H185V202H184ZM198 203H199V202H198ZM237 203H238V202H237ZM253 203H255V201H254ZM258 204H259V203H258ZM260 204H261V203H260ZM239 205H241V204L239 203ZM252 205H253V204H252ZM254 205H255V204H254ZM263 205H264V204H263ZM142 206H143V205H142ZM263 207H264V206H263ZM137 208H138V207H137ZM228 208H229V207H228ZM242 208H243V207H242ZM247 208H248V206L246 207V209H247ZM253 208H254V206H253ZM255 208H256V207H255ZM258 208H260V207H258ZM261 208H262V206H261ZM261 208H260V209H261ZM59 209H60V208H59ZM59 209H58V210H59ZM61 209H62V207H61ZM116 209H117V208H116ZM118 209H119V208H118ZM138 209H139V208H138ZM140 209H141V208H140ZM140 209H139V210H140ZM237 209H238V208H237ZM246 209H245V210H246ZM26 210H27V209H26ZM56 210H57V209H56ZM58 210H57V211H58ZM114 210H115V209H114ZM147 210H148V209H147ZM243 210H244V209H243ZM247 210H248V209H247ZM249 210H251V209H249ZM254 210L257 211L258 209H254ZM254 210H253V211H254ZM261 210H262V209H261ZM102 211H104V210H102ZM215 211H216V210H215ZM259 211H260V210H259ZM219 212H220V211H219ZM223 212H224V211H223ZM235 212H236V211H235ZM238 212H239V211H238ZM262 212H263V211H262ZM77 213H79V212H77ZM130 213H131V212H130ZM145 213H146V212H145ZM248 213H249V211H248ZM248 213L246 212V214H248ZM255 213H256V212H255ZM75 214H76V213H75ZM111 214H112V213H111ZM238 214H240V213H238ZM256 214H258V212H257ZM256 214H255V216H256ZM259 214H260V213H259ZM262 214H264V213H262ZM116 215H118V214H116ZM157 215H158V214H157ZM242 215L244 216V214H242ZM108 216H109V215H108ZM224 216H225V215L223 214V218H224ZM226 216H227V215H226ZM260 216H261V215H260ZM260 216H259V217H260ZM64 217H65V216H64ZM74 217H75V216H74ZM84 217H85V216H84ZM100 217H101V215H100ZM219 217H220V215H219ZM228 217H229V216H228ZM239 217H240V216H239ZM245 217H247V215H245ZM245 217H243V220H245V219H244ZM250 217H251V216H250ZM70 218H71V217H70ZM72 218H73V217H72ZM91 218H92V217H91ZM93 218H94V217H93ZM103 218L105 219V217H103ZM109 218H111V216H110ZM109 218H108V219H109ZM234 218H235V217H234ZM234 218H233V219H234ZM263 218H264V217H263ZM43 219H44V218H43ZM49 219H50V218H49ZM75 219H76V218H75ZM104 219H103V220H104ZM216 219H217V218H216ZM230 219H231V216H230ZM236 219H237V218H236ZM246 219H247V218H246ZM248 219H249V218H248ZM38 220H39V218H38ZM61 220H62V219H61ZM66 220H67V219H66ZM88 220L90 221L89 218H88ZM220 220H221V218H220ZM224 220H225V219H224ZM253 220H254V219H253ZM69 221H70V220H69ZM73 221H74V220H73ZM80 221H81V220H80ZM92 221H93V220H92ZM255 221H256V220H255ZM257 221H258V220H257ZM257 221H256V223H257ZM262 221H263V220H262ZM66 222H67V221H66ZM75 222H76V220H75ZM75 222H74V223H75ZM235 222H236V221H235ZM30 223H31V222H30ZM44 223H46V222H44ZM83 223H84V222H83ZM127 223H128V222H127ZM139 223H140V222H139ZM244 223H246V222H244ZM248 223H249V222H248ZM24 224H25V223H24ZM35 224H36V223H35ZM54 224H55V223H54ZM59 224H60V223H59ZM70 224H71V223H70ZM141 224H142V222H141ZM141 224H140V225H141ZM227 224L229 225V221H228ZM227 224H226V225H227ZM232 224H233V223H232ZM241 224H242V223H241ZM254 224H255V223H254ZM28 225H29V224H28ZM31 225H32V224H31ZM67 225H69V224H67ZM84 225H85V224H84ZM95 225H96V224H95ZM99 225H100V224H99ZM185 225H186V224H185ZM239 225H240V224H239ZM103 226H104V225H103ZM112 226H113V225H112ZM144 226H145V225H144ZM218 226H219V225H218ZM224 226H225V225H224ZM237 226H238V225H237ZM257 226H258V225H257ZM76 227H77V226H76ZM85 227H86V226H85ZM85 227H84V228H85ZM97 227H98V226H97ZM229 227H230V225H229ZM232 227H233V226H232ZM239 227H242V226H239ZM258 227H260V226H258ZM263 227H264V226H263ZM4 228H5V227H4ZM59 228H60V227H59ZM68 228H69V227H68ZM71 228H72V227H71ZM101 228H102V227H101ZM116 228H117V227H116ZM118 228H119V227H118ZM145 228H146V227H145ZM187 228H188V227H187ZM32 229H33V228H32ZM73 229H74V228H73ZM81 229H82V228H81ZM89 229H90V228H89ZM91 229H92V228H91ZM166 229H167V228H166ZM183 229H184V228H183ZM216 229H217V228H216ZM221 229H222V228H221ZM229 229H230V228H229ZM244 229H246V228H244ZM250 229H251V228H250ZM255 229H256V228H255ZM261 229H262V227H261ZM44 230H45V229H44ZM53 230H54V229H53ZM78 230H79V228H78ZM83 230H84V229H83ZM96 230H98V229H96ZM102 230H104V228H103ZM167 230H168V229H167ZM172 230H173V229H172ZM185 230H186V229H185ZM231 230H232V229H231ZM252 230H253V229H252ZM7 231H8V230H7ZM11 231H12V230H11ZM36 231H37V230H36ZM36 231H35L34 233H36ZM48 231H50V230H48ZM57 231H58V230H57ZM84 231H85V230H84ZM92 231H93V230H92ZM105 231H106V230H105ZM119 231H120V230H119ZM186 231H187V230H186ZM219 231H220V230H219ZM227 231H228V230H227ZM233 231H234V230H233ZM51 232H52V231H51ZM53 232H54V231H53ZM73 232H74V231H73ZM89 232H90V231H89ZM93 232H94V231H93ZM163 232H164V230H163ZM170 232H171V231H170ZM192 232H193V231H192ZM192 232H191V233H192ZM220 232H221V231H220ZM224 232H225V231H224ZM238 232H239V231H238ZM251 232H252V231H250V233H251ZM256 232H257V231H256ZM10 233H11V232H10ZM19 233H20V232H19ZM46 233H47V232H46ZM46 233H45V234H46ZM69 233H70V232H69ZM82 233H83V232H82ZM115 233H116V232H115ZM121 233H122V231H121ZM181 233H182V232H180L179 235H181ZM194 233H196V232L194 231L193 234H194ZM225 233H226V232H225ZM259 233H260V232H259ZM0 234H1V233H0ZM56 234H57V233H56ZM72 234H73V233H72ZM80 234H81V233H80ZM89 234H90V233H89ZM182 234H183V233H182ZM186 234H187V233H186ZM204 234H205V233H204ZM230 234H231V233H230ZM232 234H233V232H232ZM232 234H231V235H232ZM237 234H238V233H237ZM237 234H236V235H237ZM239 234H240V233H239ZM248 234H249V233H248ZM262 234H263V233H262ZM8 235H9V234H8ZM12 235H13V234H12ZM20 235H21V234H20ZM30 235H31V234H30ZM57 235H58V234H57ZM57 235H56V236H57ZM65 235H66V234H65ZM67 235H68V234H67ZM69 235H71V234H69ZM187 235H188V234H187ZM187 235H186V236H187ZM189 235H191V234H189ZM197 235H198V234H197ZM197 235H196V236H197ZM200 235H202V234L200 233ZM215 235H216V234H215ZM245 235H246V233H245ZM250 235H251V234H250ZM40 236H41V234H40ZM56 236H55V237H56ZM61 236H62V235H61ZM72 236H73V235H72ZM74 236H75V235H74ZM76 236H77V235H76ZM191 236H192V235H191ZM193 236H194V235H193ZM233 236H234V235H233ZM252 236H253V235H252ZM44 237H45V236H44ZM167 237H168V235H167ZM178 237H179V236H178ZM207 237H209V236H207ZM239 237H240V236H239ZM239 237L236 236V238H239ZM242 237H243V236H242ZM242 237H241V239H243ZM253 237H254V236H253ZM261 237H262V235H261ZM261 237H260V238H261ZM11 238H12V237H11ZM20 238H21V237H20ZM33 238H34V236H33ZM57 238H58V237H57ZM62 238H63V237H62ZM161 238H162V237H161ZM163 238H164V237H163ZM182 238H183V237H182ZM193 238H194V237H193ZM204 238H205V237H204ZM204 238H203V239H204ZM247 238H248V237H247ZM258 238H259V237H258ZM262 238H263V237H262ZM183 239H184V238H183ZM183 239H182V240H183ZM198 239H199V238H198ZM256 239H257V237H256ZM14 240H15V239H14ZM20 240H21V239H20ZM32 240H33V239H32ZM34 240H35V239H34ZM38 240H39V239H38ZM44 240H45V239H44ZM65 240H66V239H65ZM180 240H181V239H180ZM195 240H196V239H195ZM249 240H250V239H249ZM259 240H260V239H259ZM4 241H5V240H4ZM22 241H23V240H22ZM40 241H41V240H40ZM50 241H51V240H50ZM58 241H59V240H58ZM252 241H253V240H252ZM1 242H2V241H1ZM12 242H13V241H12ZM44 242H45V241H44ZM54 242H55V241H54ZM56 242H57V241H56ZM192 242H193V241H192ZM196 242H197V241H196ZM196 242H195V243H196ZM250 242H251V241H250ZM13 243H14V242H13ZM18 243H19V242H18ZM40 243H42V242H40ZM57 243H59V242H57ZM4 244H6V243L4 242ZM7 244H8V243H7ZM156 244H157V243H156ZM185 244H187V243H185ZM248 244H250V243H248ZM31 245H32V244H31ZM35 245H36V244H35ZM139 245H141V244H139ZM251 245H252V244H251ZM8 246H9V245H8ZM13 246H14V245H13ZM23 246H24V245H23ZM42 246H43V245H42ZM53 246H54V245H53ZM66 246H68V245H66ZM185 246H186V245H185ZM190 246H191V245H190ZM190 246H189V247H190ZM0 247H1V246H0ZM9 247H10V246H9ZM9 247H8V248H9ZM34 247H35V246H34ZM38 247H39V246H38ZM54 247H55V246H54ZM72 247H73V246H72ZM132 247H133V246H132ZM144 247H145V246H144ZM177 247H178V246H177ZM195 247H196V246H195ZM201 247H202V246H201ZM222 247H223V246H222ZM4 248H5V247H4ZM8 248H7V249H8ZM17 248H18V247H17ZM41 248H42V247H41ZM45 248H46V247H45ZM56 248H57V247H56ZM59 248H60V247H59ZM59 248H58V249H59ZM61 248H62V247H61ZM65 248H67V247H65ZM65 248H64V249H65ZM69 248H70V247H69ZM69 248H68V251H69ZM74 248H75V247H74ZM125 248H126V247H125ZM178 248H179V247H178ZM186 248H187V247H186ZM215 248H217V247H215ZM49 249H50V248H49ZM64 249H63V250H64ZM141 249H142V248H141ZM168 249H169V248H168ZM195 249L197 250V248H195ZM201 249H202V248H201ZM201 249H200V250H201ZM222 249H223V248H222ZM224 249L226 250L227 248H224ZM0 250H1V249H0ZM2 250H3V249H2ZM5 250H6V249H5ZM5 250H4V252H5ZM80 250H81V249H80ZM130 250H131V249H130ZM130 250H129V251H130ZM169 250H170V249H169ZM171 250H172V249H171ZM179 250H180V249H179ZM184 250H185V249H184ZM196 250H195V251H196ZM198 250H199V249H198ZM14 251H15V250H14ZM19 251H20V250H19ZM28 251H29V250H28ZM42 251H43V250H42ZM44 251H47V250H44ZM49 251H52V250H49ZM60 251H62V250H60ZM65 251H67V250H65ZM68 251H67V252H68ZM71 251H72V250H71ZM83 251H84V250H83ZM122 251H123V249H122ZM131 251H132V250H131ZM180 251H181V250H180ZM180 251H179V252H180ZM182 251H183V250H182ZM52 252H53V251H52ZM55 252H56V251H55ZM57 252H58V251H57ZM163 252H165V251H163ZM166 252H167V251H166ZM183 252H184V251H183ZM191 252H192V250H191ZM202 252H203V251H202ZM11 253H13V252H11ZM23 253H24V251H23ZM30 253H31V252H30ZM41 253H43V252H41ZM44 253H45V252H44ZM44 253H43V254H44ZM50 253H51V252H50ZM119 253H121V252H119ZM131 253H135V252L133 251V252H131ZM137 253H139V252H137ZM171 253H172V252H171ZM193 253H194V252H193ZM8 254H10V253H8ZM13 254H14V253H13ZM13 254H11V255L8 256V257H7L6 254H5L6 257H4V258H3V256H2V258L0 257V258H1V259H0V264H9V263H11V262L14 263L15 261H18L19 258H20V257H19L20 255H19V256H16V254H15V255H13ZM21 254H22V253H21ZM37 254H38V253H37ZM48 254H49V252H48ZM51 254H52V253H51ZM61 254H62V253H60V255H61ZM67 254H68V253H67ZM72 254H74V253H72ZM115 254H117V256H118V253H115ZM115 254H114V255H115ZM135 254H136V253H135ZM161 254L163 255V253H161ZM165 254H166V253H165ZM237 254H239V253H237ZM12 255H13V256H12ZM22 255H23V254H22ZM33 255H34V254H33ZM49 255H50V254H49ZM54 255H55V253H54ZM58 255H59V254H58ZM63 255H64V254H63ZM86 255H87V254H86ZM151 255H153V254H151ZM155 255H156V254H155ZM167 255H168V254H167ZM169 255H170V254H169ZM169 255H168V256H169ZM188 255H189V254H188ZM240 255H241V254H240ZM29 256H30V255H29ZM35 256H36V254H35ZM51 256H52V255H51ZM65 256H66V254H65ZM72 256H73V255H72ZM117 256H116V257H117ZM140 256H141V255H140ZM165 256H166V255H165ZM175 256H176V255H175ZM180 256H181V255H180ZM183 256H184V255H183ZM192 256H193V255H192ZM26 257H27V255H26ZM44 257L47 258V256H44ZM53 257H54V256H53ZM63 257H64V256H63ZM67 257H68V256H67ZM69 257H70V256H69ZM109 257H110V256H109ZM122 257H123V255H122ZM135 257H136V256H135ZM137 257H138V256H137ZM149 257H150V256H149ZM156 257H157V256H156ZM181 257H182V256H181ZM220 257H221V256H220ZM222 257H223V255H222ZM230 257H231V255H230ZM242 257H243V256H242ZM31 258H32V257H31ZM34 258H35V257H34ZM36 258H37V257H36ZM42 258H43V255H42ZM60 258H61V257H60ZM64 258H65V257H64ZM64 258H62V259H64ZM81 258H82V257H81ZM87 258H88V257H87ZM100 258H101V256H100ZM100 258H99V260H100ZM130 258H131V257H130ZM153 258H154V255H153ZM169 258H170V257H169ZM189 258H190V257H189ZM217 258H218V257H217ZM243 258H244V257H243ZM26 259H27V258H26ZM26 259H25V260H26ZM28 259H30V258L28 257ZM40 259H41V258H40ZM55 259H56V258H55ZM103 259H104V258H103ZM116 259H117V258H116ZM125 259H126V258H125ZM142 259H143V258H142ZM150 259H151V258H150ZM170 259H171V258H170ZM185 259H187V258H185ZM196 259H198V258H196ZM221 259H222V258H221ZM244 259H245V258H244ZM30 260H31V259H30ZM30 260H28V261H26V262H30ZM33 260L35 261V259H33ZM38 260H39V259H37V262H38ZM43 260H44V259H43ZM52 260L55 261L53 258H52ZM57 260H58V259H56V261H57ZM73 260H76V259H73ZM94 260H95V259H94ZM110 260H111V259H110ZM113 260H114V259H113ZM119 260H120V259H119ZM121 260H122V259H121ZM121 260H120V261H121ZM123 260H124V259H123ZM129 260H130V259H129ZM140 260H141V259H140ZM154 260H156V259L154 258ZM176 260H177V259H176ZM190 260H191V259H190ZM19 261H20V260H19ZM46 261H47V260H46ZM90 261H92V260L90 259ZM115 261H116V260H115ZM141 261H142V260H141ZM150 261H152V260H150ZM150 261H149V262H150ZM166 261H167V260H166ZM246 261H247V260H246ZM249 261H250V260H249ZM32 262H33V261H32ZM39 262H40V261H39ZM61 262H62V260H61ZM95 262H96V261H95ZM99 262H100V261H99ZM104 262H105V261H104ZM113 262H114V261H113ZM116 262H117V261H116ZM125 262H126V260H125ZM138 262H139V261H138ZM143 262H144V261H143ZM143 262H142V263H143ZM153 262H154V261H153ZM160 262H161V261H160ZM160 262H159V263H160ZM175 262H176V261H175ZM194 262H195V261H194ZM213 262H214V261H213ZM13 263H11V264H13ZM15 263H16V262H15ZM15 263H14V264H15ZM17 263H18V262H17ZM34 263H35V262H34ZM56 263H57V262H56ZM66 263H67V262H66ZM73 263H74V262H73ZM77 263H78V262H77ZM90 263H91V262H89V264H90ZM97 263H98V261H97ZM97 263H96V264H97ZM101 263H102V261H101ZM101 263H100V264H101ZM105 263L107 264L108 262H105ZM105 263H103V264H105ZM109 263H110V262H109ZM114 263H115V262H114ZM129 263H130V262H129ZM139 263H140V262H139ZM142 263H140V264H142ZM147 263H148V262H147ZM20 264H23V262L20 263ZM24 264H25V263H24ZM37 264H38V263H37ZM48 264H49V263H48ZM54 264H55V263H54ZM59 264H60V263H59ZM87 264H88V263H87ZM93 264H94V263H93ZM112 264H113V263H112ZM144 264H145V263H144ZM163 264H164V263H163ZM180 264H181V263H180ZM188 264H191V263H188ZM195 264H196V263H195ZM203 264H204V263H203Z\"/></svg>",
	"mask_w": 264,
	"mask_h": 264
},
{
	"label": "built area",
	"instance_id": "obj_3",
	"mask_svg": "<svg viewBox=\"0 0 264 264\" xmlns=\"http://www.w3.org/2000/svg\"><path fill=\"white\" fill-rule=\"evenodd\" d=\"M231 45L250 52H261L264 56V19L244 21L237 32L230 37Z\"/></svg>",
	"mask_w": 264,
	"mask_h": 264
}]
</instances>
